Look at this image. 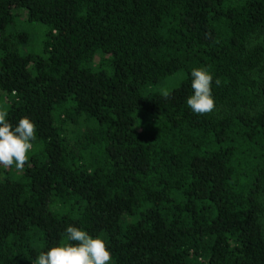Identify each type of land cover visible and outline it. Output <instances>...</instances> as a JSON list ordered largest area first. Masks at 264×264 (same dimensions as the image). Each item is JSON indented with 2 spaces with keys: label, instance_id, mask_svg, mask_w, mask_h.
<instances>
[{
  "label": "trees",
  "instance_id": "obj_1",
  "mask_svg": "<svg viewBox=\"0 0 264 264\" xmlns=\"http://www.w3.org/2000/svg\"><path fill=\"white\" fill-rule=\"evenodd\" d=\"M14 8L46 26L42 54ZM194 68L209 114L186 103ZM0 98L36 125L23 174L0 166V264L68 226L110 264H264V0H0Z\"/></svg>",
  "mask_w": 264,
  "mask_h": 264
},
{
  "label": "clouds",
  "instance_id": "obj_2",
  "mask_svg": "<svg viewBox=\"0 0 264 264\" xmlns=\"http://www.w3.org/2000/svg\"><path fill=\"white\" fill-rule=\"evenodd\" d=\"M191 77L193 94L187 98V106L198 115L211 113L215 108L212 75L204 68H194ZM163 95L167 99L170 94L165 91ZM7 115V111L0 110V166L7 169L14 165L23 170L36 139V125L24 117L13 126ZM65 235L67 243L40 253L34 264H110L112 257L104 240L75 226H68Z\"/></svg>",
  "mask_w": 264,
  "mask_h": 264
},
{
  "label": "rangeland",
  "instance_id": "obj_3",
  "mask_svg": "<svg viewBox=\"0 0 264 264\" xmlns=\"http://www.w3.org/2000/svg\"><path fill=\"white\" fill-rule=\"evenodd\" d=\"M13 13L16 16L15 25L11 28V30H20L25 31L29 34L30 40L28 44L22 47V53H33L40 55L43 52V42L46 37L47 28L42 24L30 23L27 21L26 12L21 9H13ZM184 74L179 73L174 77L170 78L166 81L165 84L158 85L153 89V91L158 92H169L171 89L177 87L180 82L183 80ZM10 108V102L7 98H0V109L6 111ZM12 173L23 174V170H17L15 166L12 167ZM15 174L10 175L14 177Z\"/></svg>",
  "mask_w": 264,
  "mask_h": 264
}]
</instances>
